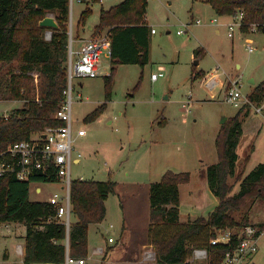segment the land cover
Masks as SVG:
<instances>
[{
  "label": "rangeland",
  "instance_id": "1",
  "mask_svg": "<svg viewBox=\"0 0 264 264\" xmlns=\"http://www.w3.org/2000/svg\"><path fill=\"white\" fill-rule=\"evenodd\" d=\"M122 1L91 2L92 15L78 29L77 23L86 3L75 2L68 19L69 45L71 42L76 50V41L81 38L90 39L107 32L108 28L96 30L99 13L102 8L107 10ZM146 16L148 25L156 31L150 34L148 63L144 67L118 65L109 100L105 76L110 73V57H101L99 76L74 80L73 129L83 128L86 134L75 136V150L81 158L78 163H72L70 180L112 179L117 183L116 193L110 194L105 202V219L89 227L87 255L91 260L84 256L89 264L156 263L155 251L152 253L153 250L148 248L153 246L148 240V229L147 246L144 252H138L136 243L132 247L122 245L120 228L125 214L128 215L138 229L135 235L137 242L140 241V229L146 221L149 226V185L160 181L167 171L190 173V182L181 189L183 209L195 218L209 216L218 199L202 170L218 161L215 139L222 120L226 118L227 121L240 110L225 101L227 91L237 80L241 93L248 96L264 80V32L242 33L240 27H235L233 36L228 35L229 24L239 20V14L225 20L202 1L148 0ZM198 18L203 23L196 24ZM214 19L218 20L216 24L211 23ZM89 27H93L92 33ZM178 31L183 32L178 34ZM48 33L52 34L51 28L46 29V40ZM249 46L253 52H249ZM199 48L205 53L196 57L195 51ZM159 67H163V75L152 81L151 75L158 73ZM194 69L202 72L201 77L193 79ZM206 72L211 74L206 77ZM0 76L6 77V71H0ZM39 83L40 76L35 73L36 95ZM103 104L105 108L100 116L86 122L85 118ZM261 105L252 104L242 109L243 133L237 147L236 174L230 179L234 184L232 194L240 190L241 181L237 182V177L243 179L264 163V108L258 111ZM20 106L16 101L0 99V115L7 116ZM38 136L35 134L32 138ZM66 187L64 178L57 182H31L30 200L49 201L54 194L65 196ZM37 188L41 190L37 191ZM233 214L237 220L246 218L249 225L259 228L264 224V198L251 199ZM185 218L186 214H183L182 219ZM71 220H75L74 215ZM188 220L193 219L183 222ZM111 224L114 225L112 229ZM228 231L232 229L223 230L218 237L222 238ZM25 235L23 223H0V264H25L18 252L25 243L21 236ZM110 237L115 242L109 243L113 249L107 253ZM100 247L105 249L104 254L92 255L93 249ZM251 259L256 264H264V231L258 239V252ZM208 261V257L192 258L191 264H208Z\"/></svg>",
  "mask_w": 264,
  "mask_h": 264
},
{
  "label": "trees",
  "instance_id": "2",
  "mask_svg": "<svg viewBox=\"0 0 264 264\" xmlns=\"http://www.w3.org/2000/svg\"><path fill=\"white\" fill-rule=\"evenodd\" d=\"M200 1L210 5L218 16H234L242 12V33L253 32V27L256 32H264V0ZM86 5L77 29L92 15L88 3ZM147 6L148 0H123L100 11L96 30L108 28L112 48L110 73L105 76L107 100L110 99L111 83L118 65L138 64L144 67L148 63L151 29L146 21ZM50 14L58 26L51 28V38L46 40L47 28L40 22ZM69 15V0H0V71L7 73L6 77L0 76V99L23 103L9 115H0V153L18 141L28 140L35 134L41 136L46 127L64 124L55 118V113L66 98ZM204 53L205 50L199 48L195 56ZM193 72H196L193 79L201 77L202 72L195 69ZM35 73L40 76L37 95L33 84ZM248 97L252 104L264 102V80ZM247 106L250 105L240 107L235 116L221 124L215 139L218 161L202 170L204 179L218 199L217 206L208 217H197L187 222L180 220V185L190 182L189 172L167 171L160 181L150 183L148 240L156 249L155 264H191L196 249L207 251L208 264H221L226 252L237 247V233L228 243L213 244L211 241L217 230L240 232L248 225V219L237 220L233 213L251 199L264 198V163L243 179L237 177L236 181H241L240 190L232 194L234 184L230 179L236 174L237 147L243 133L240 117L242 109ZM104 108L105 104L101 105L85 121H95ZM59 180L53 169L48 174H32L25 180L18 179L14 172L0 176V223L25 224V264L64 261L68 249L71 256H87L89 226L103 222L105 202L110 194L116 193L117 183L112 179L71 180L70 201L76 221H72L67 231L57 219L56 206L49 201L30 200L31 182ZM258 229L260 236L264 224H260ZM112 249L110 247L107 253Z\"/></svg>",
  "mask_w": 264,
  "mask_h": 264
},
{
  "label": "built area",
  "instance_id": "3",
  "mask_svg": "<svg viewBox=\"0 0 264 264\" xmlns=\"http://www.w3.org/2000/svg\"><path fill=\"white\" fill-rule=\"evenodd\" d=\"M107 0H98V3L103 4ZM88 3L92 0H69L70 10L74 3ZM239 20L229 24L230 37L233 36L235 27H240L243 20V13H239ZM203 21L196 19V24H201ZM217 23V19L213 20ZM255 27L252 28L254 32ZM155 33V29L151 30ZM183 31H178L182 34ZM47 39L51 38L48 33ZM111 37L108 32L102 33L97 37H92L84 41L81 48L75 50L70 42L68 49V63H67V89L65 91V100L59 110L55 113V118L63 121V125L56 127H48L38 136V138H30L28 140L18 141L8 147L5 151L0 153V176L6 173L14 172L18 179H29L32 174L44 173L53 169L59 179L64 178L67 186L66 196L54 194L50 202L57 208V219H59L67 229L70 228L71 215V201H70V170L73 162L80 161L81 154L75 150V136L81 137L86 134V130L81 128L79 130L73 129L72 118V99L74 80L76 78H93L101 74L102 64L101 57L106 55L111 58ZM249 52H253L251 46L248 47ZM163 68H160L158 73H152L151 80L156 81L163 75ZM239 81H233V86L227 91L225 101L240 108L243 105H252L248 96H244L239 89ZM81 96V95H79ZM264 105L258 107L261 112ZM73 154L76 155L73 158ZM223 230H217L216 236L212 239L213 244L228 243L231 241L233 234H238L239 243L233 250L226 252L221 264H246L252 262L251 257L258 252L259 229L253 225H246L237 232L235 230L228 231L223 237H218ZM109 242H115L114 238H109ZM150 256V255H149ZM207 251L204 249L194 250V257L196 259L207 258ZM44 264H89L84 257L66 255L64 261L48 262Z\"/></svg>",
  "mask_w": 264,
  "mask_h": 264
},
{
  "label": "crops",
  "instance_id": "4",
  "mask_svg": "<svg viewBox=\"0 0 264 264\" xmlns=\"http://www.w3.org/2000/svg\"><path fill=\"white\" fill-rule=\"evenodd\" d=\"M194 1H196V2H201V1H197V0H193V2ZM203 3V2H202ZM204 4H206V3H204ZM87 6V5H86ZM88 6H89V8H91L90 7V4H88ZM72 10H73V6H72V8H71V10H70V17H71V15H72ZM91 10H92V8H91ZM93 11V10H92ZM214 11V10H213ZM215 13V12H214ZM216 14V13H215ZM99 15H100V13H99ZM218 16V15H217ZM221 19H225V20H229V19H231V16H219ZM199 19V18H198ZM72 21V20H71ZM146 21H148V18H147V16H146ZM217 22H218V20H217ZM203 23V22H202ZM211 23L212 24H216V23H213V20H211ZM150 27V26H149ZM150 29L152 30V27H150ZM92 30H93V27H89V32L90 33H92ZM216 31L217 32H219L220 31V29L219 28H217L216 29ZM156 33V32H155ZM155 33H152L151 32V34H155ZM89 38H87V37H84V38H81L80 40H78V41H76V50H78V49H80L81 48V45H82V43L84 42V41H86V40H88ZM74 47V46H73ZM254 51V50H253ZM197 64H199L198 62H196ZM1 64V63H0ZM159 68H163V67H159ZM209 74H211V73H207L206 72V77H208L209 76ZM159 79V78H158ZM157 79V80H158ZM202 80H203V78H201ZM251 82L252 83H254V81H252L251 80ZM221 83V82H220ZM81 86H82V84H81ZM17 103H19V104H21V106L20 107H22V103H20V101H16ZM20 107H17V108H20ZM75 163H78V161H76ZM206 182V181H205ZM183 185H185V184H182V185H180V195H181V189H182V186ZM67 188V187H66ZM41 189L40 188H37V191H40ZM66 191H67V189H66ZM66 194H67V192H66ZM66 196V195H65ZM63 197V196H62ZM216 198V197H215ZM218 201V200H217ZM49 202H50V200H49ZM218 204V203H217ZM150 210V209H149ZM106 213H107V207H106ZM149 213V212H148ZM183 214H186V218L183 220L182 219V216H183ZM71 215H72V206H71ZM71 215H70V222L72 223V220H71ZM195 219V217H192V215L190 214V213H188L187 211H184V209H183V205H182V201H181V204H180V220L183 222V221H185L186 219ZM197 218V217H196ZM124 220H123V223H122V226H121V228H120V235H121V240H122V245L125 247V246H127V245H129L128 247H132L135 243V248H136V251L138 250V252H140V251H142L143 250V252H144V249L146 248V246H147V242H146V240H147V238H146V230L148 229V221H146V224L144 223V226L140 229L141 231H140V233H141V238H140V241L139 242H137V240H136V238L138 237L137 235H135V232L136 231H138V229L136 228L135 229V224H134V222L131 220V218H129L128 217V215H126L125 214V218H123ZM60 221V220H59ZM76 221V218H75V220L73 221V222H75ZM61 222V221H60ZM8 223H12V224H14V223H16V222H8ZM8 223H5V224H8ZM18 223V222H17ZM98 224H100V223H98ZM71 225V224H70ZM92 225V224H91ZM90 227V226H89ZM67 228V227H66ZM110 228L112 229V228H114V225L113 224H111L110 225ZM70 229V228H69ZM69 229H67V231L69 230ZM22 238H24V236H21ZM111 238H113V237H111ZM115 240V239H114ZM134 242V243H133ZM109 239H108V242H107V246H109V248L111 247L110 245H109ZM67 245H68V247H69V242L67 243ZM23 246H25V243H24V245ZM23 246H21V249L19 250V248H18V252L22 255V258H23V260H24V248H23ZM149 248V250H153V252L152 253H154V249H155V247L154 246H150V247H148ZM88 251H89V231H88ZM104 251H105V249L103 248V247H100V248H94L93 249V251H92V255L94 254V253H100V255H102V254H104ZM143 252H142V254H143ZM69 253V249H68V251H67V254ZM66 254V255H67ZM148 254H149V252H148ZM155 254H156V252H155ZM256 254V253H255ZM87 257H88V260H91V257H89L88 255H87ZM156 259V258H155ZM253 261V260H252ZM40 264H42V263H40ZM91 264V263H90Z\"/></svg>",
  "mask_w": 264,
  "mask_h": 264
},
{
  "label": "water",
  "instance_id": "5",
  "mask_svg": "<svg viewBox=\"0 0 264 264\" xmlns=\"http://www.w3.org/2000/svg\"><path fill=\"white\" fill-rule=\"evenodd\" d=\"M40 25L46 28H56L57 22L53 16L47 15L41 22ZM253 81V80H252ZM226 121V118H224L221 122L224 123ZM69 231V230H68Z\"/></svg>",
  "mask_w": 264,
  "mask_h": 264
}]
</instances>
